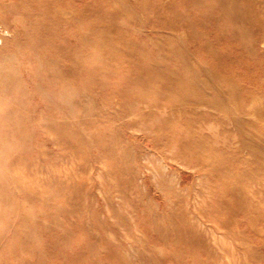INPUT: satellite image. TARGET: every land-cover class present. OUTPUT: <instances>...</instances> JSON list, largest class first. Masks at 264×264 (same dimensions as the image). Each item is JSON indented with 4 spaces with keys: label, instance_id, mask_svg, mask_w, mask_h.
Returning a JSON list of instances; mask_svg holds the SVG:
<instances>
[{
    "label": "rangeland",
    "instance_id": "obj_1",
    "mask_svg": "<svg viewBox=\"0 0 264 264\" xmlns=\"http://www.w3.org/2000/svg\"><path fill=\"white\" fill-rule=\"evenodd\" d=\"M0 264H264V0H0Z\"/></svg>",
    "mask_w": 264,
    "mask_h": 264
}]
</instances>
